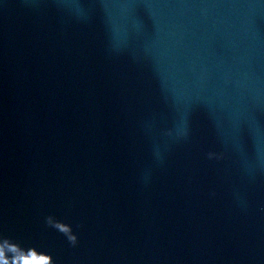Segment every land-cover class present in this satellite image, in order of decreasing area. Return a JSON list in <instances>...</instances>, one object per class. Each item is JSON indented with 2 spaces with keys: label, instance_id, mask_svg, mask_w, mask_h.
I'll return each mask as SVG.
<instances>
[{
  "label": "water",
  "instance_id": "95a60500",
  "mask_svg": "<svg viewBox=\"0 0 264 264\" xmlns=\"http://www.w3.org/2000/svg\"><path fill=\"white\" fill-rule=\"evenodd\" d=\"M0 251L264 264V0H0Z\"/></svg>",
  "mask_w": 264,
  "mask_h": 264
},
{
  "label": "snow or ice",
  "instance_id": "6c2138e0",
  "mask_svg": "<svg viewBox=\"0 0 264 264\" xmlns=\"http://www.w3.org/2000/svg\"><path fill=\"white\" fill-rule=\"evenodd\" d=\"M3 252L0 251V258H2ZM33 260H35V256L33 255ZM24 264H29L28 260L25 259ZM35 264H45L44 258H41L40 260H36Z\"/></svg>",
  "mask_w": 264,
  "mask_h": 264
},
{
  "label": "clouds",
  "instance_id": "9594fccd",
  "mask_svg": "<svg viewBox=\"0 0 264 264\" xmlns=\"http://www.w3.org/2000/svg\"><path fill=\"white\" fill-rule=\"evenodd\" d=\"M71 239H72V241H75L76 237H75V236H73Z\"/></svg>",
  "mask_w": 264,
  "mask_h": 264
}]
</instances>
